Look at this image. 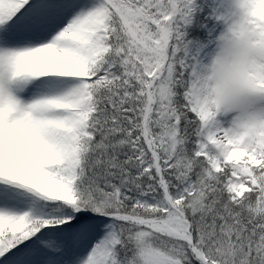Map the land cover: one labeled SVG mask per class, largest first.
Returning <instances> with one entry per match:
<instances>
[{"label":"snow or ice","instance_id":"1","mask_svg":"<svg viewBox=\"0 0 264 264\" xmlns=\"http://www.w3.org/2000/svg\"><path fill=\"white\" fill-rule=\"evenodd\" d=\"M0 264H264V0H0Z\"/></svg>","mask_w":264,"mask_h":264}]
</instances>
